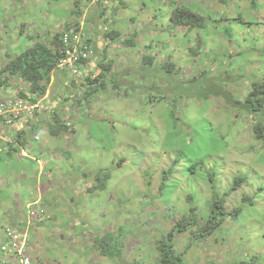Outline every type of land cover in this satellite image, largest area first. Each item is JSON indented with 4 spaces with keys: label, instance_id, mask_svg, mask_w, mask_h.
<instances>
[{
    "label": "rangeland",
    "instance_id": "obj_1",
    "mask_svg": "<svg viewBox=\"0 0 264 264\" xmlns=\"http://www.w3.org/2000/svg\"><path fill=\"white\" fill-rule=\"evenodd\" d=\"M32 1L0 0V66L33 44L28 34L45 27L66 29L62 24L70 19L69 7L64 9L69 0H44L38 6ZM47 2L56 8L44 7ZM71 4L83 12L71 19L86 27L97 46L107 43L94 32L103 10L100 3ZM127 4L125 10L102 11L109 17L116 11L117 17L107 21L116 23L123 36L95 51L94 63L100 65L90 80L100 76L106 61L115 65L116 77L101 80L104 87L89 95L86 109L76 108L78 121L69 119L62 137L56 138L47 126L30 134L36 137L31 155L41 153L39 167L36 158H24L28 152L12 157L2 150L18 133L0 124V226L15 224V218L21 229L29 226L39 256L47 249L46 240L53 242L50 249L62 248L55 264H121L117 257L102 260L94 248L95 241L108 235L126 244L127 264H159L153 246L168 232L178 234L174 225L179 214L189 212L187 198L193 196L201 225L211 217L212 199L219 195L227 198V211L242 207L241 215L226 219L212 235L195 234L193 228L178 234L180 238L173 235L177 255L188 264H264V142L254 136L251 114L236 103L259 76L264 80V0H125ZM179 4L202 14L205 27L175 28L171 12ZM35 8H43L57 24L32 19ZM130 36L140 44L138 49L126 48L123 38ZM144 56L149 58L146 65ZM115 78L122 85L119 90ZM55 87L42 102L44 111L63 103L52 100L65 91L57 81ZM78 88L82 92L88 86ZM32 119L38 121L37 116ZM53 159L59 166L49 164ZM25 174L29 177L23 182ZM70 178L76 183H69ZM237 180L240 186L232 191ZM54 196L69 225L57 222L56 211H45L43 221L28 213L30 199L46 202L48 209ZM244 197L252 203H244ZM10 209L12 220L2 214ZM189 222L188 227L195 221Z\"/></svg>",
    "mask_w": 264,
    "mask_h": 264
},
{
    "label": "trees",
    "instance_id": "obj_2",
    "mask_svg": "<svg viewBox=\"0 0 264 264\" xmlns=\"http://www.w3.org/2000/svg\"><path fill=\"white\" fill-rule=\"evenodd\" d=\"M125 0H102L100 1V6H102L103 10L99 13L100 19L104 16L102 15V11L107 10L108 5L113 3V7H117L118 9L125 10L128 7L127 5H124ZM223 2H228V0H222ZM228 5V4H227ZM113 13H116L114 11ZM171 21L173 23V26L176 28H187L190 30H198L201 28H204L205 25H202L200 22L202 18V14L195 12L193 9H191L189 6L185 4H179V7H174L173 11L171 12ZM83 12L80 10L76 11L75 13L70 14V19L65 24H62L66 28V30H70L79 24L78 21L75 22L77 17H81ZM71 16H75V19H71ZM210 17V16H208ZM211 18V17H210ZM242 23V21H240ZM23 26V25H22ZM61 31V30H57ZM102 34V30L100 32ZM104 35V34H102ZM122 33L120 32L119 28L111 27L110 31L108 33V40L111 42H117L122 40ZM30 38H34V36H30ZM47 39L50 37L47 36ZM123 43H126V48L130 49H138V46L140 45L137 43L134 37L130 36L127 40L123 38ZM54 47L50 46H44L43 44H37L34 48L28 50L24 54H21L19 57H10L8 58V64L0 66V83L4 84L7 88H12V85L9 83L10 78L15 76L17 78H22L25 82H22L21 84L17 85L15 88V92L13 90L12 97L15 99V96H21L24 100H27L31 91L35 93L36 96L40 97L41 94H45L48 89V83L50 81V77L52 76V73L54 69L57 68L58 63L60 62L62 55L59 52V48L63 47V40L61 36L59 35L53 40ZM264 53V51L262 52ZM105 59V58H103ZM143 64L149 63V58L147 56H144L142 60ZM107 61L104 64H101V74L100 76L94 80L91 81L86 80L84 82H72V86L69 87V91H65L68 94V98H65L63 100V103L60 105L62 109L66 110L68 107L67 105L72 104V108H79L80 110L86 109V104H90V96L93 93L99 92V88L101 86L104 87V84L102 83L103 78H107L110 74L114 77H116V67L115 65H112V61L109 62V64H106ZM3 65V66H2ZM113 67V68H111ZM41 70H43L44 74H41ZM114 83V88L119 90L121 89V83L120 81L115 78L112 80ZM79 85H82L83 88H86L88 86L87 90L79 89ZM24 87L23 90L21 88ZM87 91V92H86ZM37 102V101H36ZM238 103L237 105L243 107L242 109L246 110L248 114H251L252 119L256 122V124L253 125L254 129V136L256 140L260 142H264V80L259 76L258 79L250 86L249 91L246 96H244L242 99H239L236 101ZM84 104V105H83ZM240 107V108H241ZM59 110H49L46 109L44 111V115L41 119V122H45V120L48 119V127L51 132V134H59V128L56 127V123L59 124L60 128H65L64 130H68L65 126L62 125L60 121V116L56 113ZM27 128L38 129L37 123L35 121H28ZM26 133V132H25ZM21 137V138H20ZM30 140L23 134L21 136V133L18 134L17 137H15L13 140H10L8 142L9 146V154L12 155L15 148V142H18L20 144H23L25 142H29ZM5 146V145H4ZM174 170L167 173V177L165 178L162 190L166 185V182L170 180L171 176L173 175ZM104 174V173H102ZM97 174L98 175H102ZM213 176L211 175V178ZM240 179V178H239ZM238 179V180H239ZM235 183L234 188L232 191H236L237 188L240 186V181ZM105 188L101 187L100 190H103ZM227 197H230L229 194H226ZM188 202L191 204V207L189 208V212L187 214H179L180 220L174 225V228L178 227V234L181 233H190V229L193 228V233H203L206 235H212L218 228L222 227L226 219H231L233 221L237 220L238 217L241 215L243 209L242 207H237L234 210H228L226 208L227 205V198L226 197H220L219 195H215L212 199V203L210 205L211 209V217L205 221V223L200 225V218L197 215L198 208L194 205V199L193 196H190L187 198ZM243 202H249L252 203L250 197H244ZM244 206V205H243ZM58 217V216H57ZM189 221H195L190 227H188ZM64 226L66 223H62ZM84 225V224H83ZM205 225V226H204ZM174 231L168 232L167 235L162 236V240L158 241V243L155 242L153 249L154 254L159 262V264H188L185 263L181 255H177L175 251L174 246V236L175 238H180L177 235H174ZM110 234V233H108ZM174 235V236H173ZM99 238H101V234H99ZM60 240V239H59ZM95 240V238H94ZM106 240V241H105ZM116 242V243H115ZM101 243V244H100ZM47 246H49L50 241H46ZM63 245L66 244V242L62 243ZM100 244V247H97ZM89 244H84V247L88 248ZM79 247V243L77 245ZM126 244L121 240L120 242L116 241V237L114 235H108L104 241H95L94 248L97 249V251L100 253V256H102V260L105 261L109 258H119L121 264H127L126 258H125V249L124 247ZM55 247V246H54ZM85 248V249H86ZM60 249L57 247L52 251L51 257H56V254ZM51 249H48L50 251ZM107 257V258H106ZM109 260V259H108ZM44 264H52L48 262H44ZM81 264V263H80ZM240 264H247L245 262H241ZM250 264H257V262L251 261Z\"/></svg>",
    "mask_w": 264,
    "mask_h": 264
},
{
    "label": "clouds",
    "instance_id": "obj_3",
    "mask_svg": "<svg viewBox=\"0 0 264 264\" xmlns=\"http://www.w3.org/2000/svg\"><path fill=\"white\" fill-rule=\"evenodd\" d=\"M51 1H53L54 3H58L55 0H51ZM74 1L76 3H78L80 0H74ZM100 1L101 0H94V4L98 5ZM36 2H37V6L39 4H44V0H33L31 5H35ZM68 3L69 4L64 9L67 10L69 7L70 14H71V11H73L76 14L77 10H81V8L77 4L72 5L71 0H69ZM47 5H50V3L47 2L46 6H44V7H47ZM112 5L109 4L108 7L112 8L113 7ZM50 7L53 9L56 8V6H52V5H50ZM31 9L32 8H29V10H31ZM24 10H26V8H24ZM42 10H43V8L41 10H38L36 8L34 10H32L31 11V13H33L32 19H34L35 17H38L40 20H44V22L42 24H54V25H56L57 24L56 19L54 17H52L50 19L49 15L46 12H44V10H43V13H46L48 18L43 19V17H42L43 15L41 14ZM37 11H39V12H37ZM113 12H111V17L103 16L97 24H94V27H97V30L94 32L99 34L100 38L105 39L107 42V43L103 44L102 47L97 46V43H99V42L94 41L93 38L90 37V34H89V32L85 26L82 25V27H84V28L80 27L81 22L78 26L70 29L69 31L62 28L63 29L62 31L57 32V30L55 28H54V30H52L51 29L52 27H50V28L45 27V29L42 32L38 33V32L34 31L35 35L28 34L29 37L34 36L33 39L35 41L29 47L26 46L25 52L34 48L37 44H39V45L43 44L44 46L54 47L55 44H53V40L58 35H59V37L61 36V38L63 40V47L59 48V52L61 53L62 58H61L60 62L58 63L57 68L54 69L52 76L50 77V81L48 83V89H47L46 93L41 94L40 97L36 96L35 93H33L31 91L27 100H24L21 96H15V99H13V97H12L13 90L15 92L16 86L21 84L22 82H25L22 78H17L15 76L10 78L9 83L12 85V87L14 89L7 88L4 84L0 83V104L1 103H7L8 104V107H7L8 111L6 112V114H4L3 116L0 117V124H2L3 126L5 125L6 127L9 126L10 129L11 128L16 129L18 134L21 133V136L24 134L30 140L29 142H25L23 144L15 142V146H16V147H14L15 150H14L13 154L10 156L14 157V154H17V156H22L23 152H28L29 156H24V158L29 159L31 161H34L36 158V160H37L36 163H37V166L39 167L38 161L41 160L40 159L41 153L39 155H33V154L31 155V153H30V152L33 153V150H35L34 147L30 144L31 140L32 139L36 140V137L29 138V136L31 133H33L34 130L36 131V129H35V127H33L34 129H32V130H31V128H27V125L29 124L28 121L29 120L34 121L32 118L34 116H37L38 121H35L37 123V126L39 128H43V126H47V128L49 130V127H48L49 124L47 121L50 117H48V119L45 120V122H41V119L44 115L42 102H44L45 99H48V93H49L50 87L53 86L54 88H56L55 84L57 81V83L60 85L62 84L65 88V91H67L69 89V87L72 86L71 85L72 82L76 81V82L80 83L81 81L79 82V79H81L82 82H84V81L89 80L91 78L90 77L91 73H93L94 69L100 65V64L94 63L95 51L100 49V48H103L104 46H110L111 47V43H116V42H111L108 40V33H109L111 27H115V28L120 29V27L114 26V24H116V23L109 24V22H108L109 19H115L117 17L116 13H113ZM28 14L25 16V18L28 16ZM30 23H32V22L30 21ZM101 30H102V34H104V35H102L100 33ZM22 32H24L23 28H22ZM120 32H121V29H120ZM79 34H81L80 41L78 43H76V41H74V38ZM7 36L11 37V35H7ZM23 36H25V35H23ZM47 36H49L50 38L47 39L46 38ZM67 36H68V41H66ZM37 38H39V40H41V42H36ZM117 42H119V41H117ZM86 51L91 52V55L89 58H85L83 56V54ZM25 52H23L22 54H24ZM12 57H14V56H12ZM14 58H16V57H14ZM70 59L73 60V64L71 66L68 63V61ZM76 69H79V71L77 73L74 72ZM59 72H60V75H59ZM41 74L42 75L44 74L43 70H41ZM68 75H70L69 78H67ZM65 77H66V81L63 80V78H65ZM53 80H55V81H53ZM23 89H24V87L21 88V90H23ZM65 91L63 92V94L61 96L59 93L54 94L52 96V100L56 101V103H58L59 101L63 102V100L65 98H68V94ZM67 106L68 107L66 108V110H64L59 105L56 108V110H59V111H57L56 113L60 116V121H61L62 125L65 126L66 128H68V130H69V128H70L69 119H76L78 121L77 117L81 113L78 112V114L76 116V110L77 109L73 107V109L71 110L72 112H68V110L72 108V104L67 105ZM47 109L50 110L49 108H47ZM52 111H54V110H52ZM7 121H10V123H6ZM56 127L59 128V134H54V136L56 138L62 137V135L65 134L66 131H68V130H64L65 128H60L58 123H56ZM49 132H50V130H49ZM253 133H254V130H253ZM7 144L5 146H3L2 150L7 149L8 150L7 153L9 154V149H8L9 146ZM32 147H33V149H32ZM9 159H11V158H9ZM51 163H57V165L59 166V162L57 160L53 159L50 161L49 164H51ZM37 170H38V168H37ZM51 173L52 172H47V174L52 176ZM61 173H62L61 171H59V170L57 171V169H56V174H61ZM50 176H48V178ZM70 176H71V174H70ZM27 179H28V176H26V178H23V182H25ZM70 180L71 181L69 183H71V182L76 183L73 180V178H70ZM41 182L42 181H40L39 184ZM39 192H40V187H39L37 193H39ZM53 198H54V201L52 204H49L50 207L48 209H47L48 204L46 202H42V203L38 204L39 202L37 199H34V198L30 199L28 201V203L26 204V208L28 209V213L31 216H37L40 219V221H43V219L46 218L45 216L42 215V214L45 215V211L51 210V213H52L54 209L55 210L57 209L61 212V214L57 215L58 216L57 222L61 223V224L66 223L65 226L69 225L71 221H65V220H68L69 218L64 216L65 210L62 211V209H61L62 203L58 202V200L55 196ZM51 218H54V217L51 216ZM59 219H60V221H59ZM24 225L27 226L26 224H24ZM21 226H22V223L20 224L17 220H16L15 224H9V225H6L5 227L0 226V263L6 260L8 262V264H21V260H22L21 256L11 255L9 252L10 239H9L7 233H8V230H11L13 232H16L19 235H22L23 238L29 239V245L26 249V256L30 259L31 264H44V262L55 264V261L53 259L55 258L57 260V257H54V258L51 257V253H52V251H54V249H51L50 251H48V249H50L49 246L52 245L53 242H52V244L50 242L49 246H47V249L45 251H43L39 256L38 252L35 249L34 243L32 241L31 230L29 229V226H27L26 228H22V229H21ZM46 241H48V240H46ZM61 243H63V242H61ZM5 247L8 249L3 250V248H5ZM60 249H62V248H60Z\"/></svg>",
    "mask_w": 264,
    "mask_h": 264
},
{
    "label": "built area",
    "instance_id": "obj_4",
    "mask_svg": "<svg viewBox=\"0 0 264 264\" xmlns=\"http://www.w3.org/2000/svg\"><path fill=\"white\" fill-rule=\"evenodd\" d=\"M80 37L81 34L77 35L74 38V41H76V43H78L80 41ZM66 41H68V36L66 37ZM91 55V52H85L83 54V56L85 58H89ZM68 63L70 64V66L73 64V60L70 59L68 61ZM79 71V69H76L74 72L77 73ZM8 104L7 103H1L0 104V117L3 116L4 114H6V112L8 111L7 109ZM6 123H10V121H7ZM9 239H10V244H9V252L11 255H18L21 256L22 260H21V264H31L30 259L26 256V249L29 245V239L27 238H23L22 235L17 234L16 232H13L11 230H8L7 233ZM8 248H3V250H7ZM0 264H8V262L5 260L3 262H1Z\"/></svg>",
    "mask_w": 264,
    "mask_h": 264
},
{
    "label": "crops",
    "instance_id": "obj_5",
    "mask_svg": "<svg viewBox=\"0 0 264 264\" xmlns=\"http://www.w3.org/2000/svg\"><path fill=\"white\" fill-rule=\"evenodd\" d=\"M80 81H82V80L79 79V82H80ZM26 176H28V175L25 174L24 178H26ZM28 177H29V176H28ZM54 211L57 212V215L61 214V212H60L59 210H57V209H56V210L54 209L53 212H54ZM10 213H11V209H10L9 211H7V212H2V214L4 215L5 218H9L10 220H12L13 218H12V216H11ZM15 221H16V219H15ZM17 224H18V223H17ZM44 233H45V232H44Z\"/></svg>",
    "mask_w": 264,
    "mask_h": 264
}]
</instances>
